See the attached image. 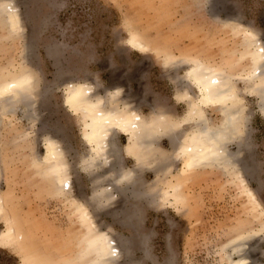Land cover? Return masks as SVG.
<instances>
[{"label": "rangeland", "instance_id": "374dc122", "mask_svg": "<svg viewBox=\"0 0 264 264\" xmlns=\"http://www.w3.org/2000/svg\"><path fill=\"white\" fill-rule=\"evenodd\" d=\"M15 1L24 35L20 40L7 38L0 28V68L12 70L27 63L39 76L38 92L43 93L37 96L39 118L33 124L23 117L21 106L2 118L0 194L4 195L5 207L16 220L27 248L18 250L1 241L5 223L0 219V264H26L29 250L59 263L60 258L67 259L76 251L79 225L73 208L53 194L46 180L31 167L32 157L43 152L41 140L45 131L58 136L67 149L73 191L88 200L93 193V172L81 162L87 152L81 121L62 105L63 83L71 80L90 82L100 88L120 87L143 115L150 113L152 105L182 116L186 104L175 98L176 78L184 75L186 65L180 62L175 70L164 66L161 57L173 55L183 60L195 56L217 64L235 62L243 40L240 32L223 20H238L264 42V0ZM128 31L138 33L160 54H141L126 47ZM24 41H30L31 54L23 51ZM240 65L241 62L234 70ZM236 86L243 89L241 83ZM240 94L247 114L249 147L244 154V164H248L245 177L263 214L250 200L242 198L231 171L216 168H205L192 183L185 184L188 195L184 208L168 202L157 206L148 198L135 199L128 193L115 209L119 215L126 209L138 210L131 223H121L114 212L97 213V219L110 227V233L130 242L123 245L121 263L224 264L220 260L223 248L249 230V264H264V114L253 93L246 95L241 90ZM207 111L209 117L219 118L218 113ZM116 136L124 167H134V161L122 152L126 137ZM158 146L170 149L165 138L159 140ZM229 148L236 150L232 145ZM179 164L171 166V174L173 169L176 173ZM153 171L147 168L137 172L144 182L141 190H147L145 185L153 181ZM171 174L161 179H168ZM159 186L164 187L161 182Z\"/></svg>", "mask_w": 264, "mask_h": 264}, {"label": "bare ground", "instance_id": "6f19581e", "mask_svg": "<svg viewBox=\"0 0 264 264\" xmlns=\"http://www.w3.org/2000/svg\"><path fill=\"white\" fill-rule=\"evenodd\" d=\"M233 19L227 18L223 22L232 30L239 31L243 40L240 53L235 54V62L228 60L217 64L195 56L183 60H177L173 55L161 57L164 66L170 65L175 70L180 62L186 65L184 75L176 78L175 98L186 104L182 116L152 105L150 113L143 115L132 101L126 99L120 87L100 88L90 82L64 81L62 105L80 118L82 140L87 148L81 162L85 169L93 172V193L88 200L73 191L67 149L58 136L45 131L41 140L43 152L32 157L31 167L46 180L53 194L73 208L79 233L76 251L67 259L60 258L58 263L29 250L25 256L26 264H125L121 263V250L130 242L110 233V227L102 225L97 213L114 212L116 217L120 216L121 223H131L138 210L126 209L123 215H119L115 209L120 198H125L128 193L135 199L148 198L157 206L168 202L178 209L184 208L188 195L184 191L185 184L192 183L205 168L231 171L242 198L250 200L256 210L259 209L257 212L262 213L245 177L248 164H244V154L249 147L245 129L247 114L240 91L246 95L253 93L264 114V42L255 31ZM0 28L7 38H23V20L15 0H0ZM124 43L141 54H160L158 49H151L138 33L128 31ZM25 44L23 51L26 55L28 52L31 54L30 41ZM24 58L28 60L29 57ZM240 62V68L235 71ZM39 80L35 70L25 62L12 70L0 68V126L2 118L14 114L19 106L24 108L23 117L32 124L39 118L36 102L37 96L43 93L38 92ZM238 83L243 85V89L236 86ZM207 110L218 113L219 118L209 117ZM117 134L126 137L122 152L134 161V167H124L116 142ZM161 138L168 141L169 151L159 148ZM231 145L236 150H230ZM175 162H179L180 167L176 173L173 169L171 174V166ZM147 168L154 170L155 177L150 183L146 182L147 190H141L144 182L138 173ZM168 174H171L170 178L161 179ZM160 182L164 187L159 186ZM2 218L5 229L1 241L26 251L27 242L5 207L4 195L0 194ZM246 240H249V230L230 240L223 248L221 262L249 264Z\"/></svg>", "mask_w": 264, "mask_h": 264}, {"label": "crops", "instance_id": "0c3cea01", "mask_svg": "<svg viewBox=\"0 0 264 264\" xmlns=\"http://www.w3.org/2000/svg\"><path fill=\"white\" fill-rule=\"evenodd\" d=\"M129 157V156H128Z\"/></svg>", "mask_w": 264, "mask_h": 264}]
</instances>
